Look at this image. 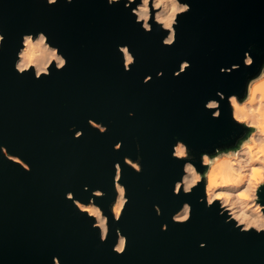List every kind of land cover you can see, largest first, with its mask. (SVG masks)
Segmentation results:
<instances>
[{
	"label": "water",
	"instance_id": "obj_1",
	"mask_svg": "<svg viewBox=\"0 0 264 264\" xmlns=\"http://www.w3.org/2000/svg\"><path fill=\"white\" fill-rule=\"evenodd\" d=\"M191 12L180 18L172 48L161 46L163 33H143L123 6L105 0H74L47 7L43 0H0V146L31 166L25 172L0 155V264H264V235H241L216 210L198 203L201 191L174 196L172 186L181 164L171 159V146L181 139L197 159L203 151L230 146L237 128L223 105L211 119L204 103L219 90L242 95L254 68L242 59L253 46L255 64L264 61V0H190ZM46 31L68 57L65 71L40 81L13 70L21 35ZM128 44L137 57L125 73L116 50ZM191 68L179 78L181 60ZM241 64L221 74L222 67ZM164 72L162 79L155 73ZM146 75L153 80L144 85ZM135 113L134 118L128 112ZM108 125L101 135L87 121ZM72 126L84 132L73 140ZM122 140L119 152L112 146ZM140 145L143 173L123 166ZM123 168L130 204L119 224L129 237L126 254L116 256L112 241L100 244L90 221L79 214L66 192L83 202L100 188L105 210L114 198L113 164ZM89 188L88 192L84 187ZM264 187V186H262ZM192 205L189 223L171 216L183 202ZM153 204L162 215L157 217ZM168 231L162 232L161 225ZM206 243L204 249L199 248Z\"/></svg>",
	"mask_w": 264,
	"mask_h": 264
},
{
	"label": "clouds",
	"instance_id": "obj_2",
	"mask_svg": "<svg viewBox=\"0 0 264 264\" xmlns=\"http://www.w3.org/2000/svg\"><path fill=\"white\" fill-rule=\"evenodd\" d=\"M107 7L123 6V9L134 18V25L145 34L154 31L163 33L160 41L164 48L176 45L180 18L191 12L190 0H105ZM51 8L61 3L72 5L74 0H43ZM6 35L0 31V51L4 50ZM116 50L122 61L123 71L129 73L135 67L137 57L130 50L128 44H118ZM253 46L244 51L242 65L244 68H254L244 86L243 94H225L222 91L215 93L216 98L208 99L203 107L210 112L211 119H220L223 105L230 111V119L239 128L230 146L216 147L213 151H203L197 155L193 149L181 139H176L171 146V159L181 164V174L172 186L174 196H190L195 191H201L198 203L206 209L216 210L223 222L232 227L241 235H264V61L255 64ZM68 57L43 30L27 32L21 35L18 48L15 52L13 70L18 76L30 75L34 80L40 81L49 78L54 72L60 73L67 69ZM191 68V61L181 60L178 70L172 73L173 78H179ZM241 64L220 69L221 74L230 75L239 71ZM164 77L163 71L155 73L156 79ZM153 76L146 75L143 84L152 82ZM135 113L128 112L129 118H134ZM88 126L97 133L107 134L108 125L102 121L88 119ZM73 140H80L84 132L72 126ZM123 141L118 140L112 150H122ZM137 155L123 157V166L131 169L135 174L143 173V156L140 155V145H136ZM0 155L7 161H19L25 172H31V166L17 156L10 155L7 148L0 146ZM114 176L112 187L114 198L105 210L98 200L105 197V192L96 188L91 190L87 202L75 198L71 191L65 193V200L71 202L76 211L90 221V227L97 232L100 244L110 240L111 251L116 256L126 254L129 237L121 228L112 229V225L119 224L130 204V197L126 183L122 182L123 168L120 162L113 164ZM88 192L89 188L84 187ZM153 211L160 217L162 209L158 204H153ZM193 213L192 205L185 201L171 216L172 223L185 225L190 222ZM162 232L168 231V225H161ZM205 242L199 244L200 249L206 247ZM52 264H62L61 258L52 256Z\"/></svg>",
	"mask_w": 264,
	"mask_h": 264
}]
</instances>
